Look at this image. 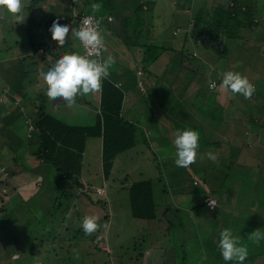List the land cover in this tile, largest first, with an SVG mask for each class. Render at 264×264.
I'll list each match as a JSON object with an SVG mask.
<instances>
[{
  "label": "rangeland",
  "instance_id": "1",
  "mask_svg": "<svg viewBox=\"0 0 264 264\" xmlns=\"http://www.w3.org/2000/svg\"><path fill=\"white\" fill-rule=\"evenodd\" d=\"M130 1L131 2H129V0H111L109 5H107L105 8H101V10L95 14L92 13L90 6L85 8L83 11V13H89L96 17H103L99 24V30L103 37L105 46L101 51L102 59L104 61L109 56L114 57L115 63L110 67L109 73L112 72V75H117V77H120L124 80H131L133 84L137 82V87L140 92H132V96L130 98H128L129 96L127 97L125 104L131 105L132 107H134L133 105H136L137 109L140 110L137 114H146L142 118L141 128L135 133L136 147L127 149L117 154L114 153L111 158V166L108 167L109 176L107 177V181L105 183L108 195L110 197L111 206L105 203V207L108 209L110 208L111 210L113 209V213L108 211L110 218L105 223V228L102 227V224H100L98 227H102L103 229L102 236L105 235V237H107V240L103 245V249L105 252H109L110 254L108 256L104 253L96 252L94 255L95 257H91L92 259L86 258L85 256L83 259V255L90 252V249L85 248L81 250V256H78L76 244H85L89 243V241L91 242L92 234L86 235L84 233L83 235H79L74 238V235L76 234L75 231L66 228L68 226L75 228L77 224L82 225V221L84 219L83 216L82 218H76V211L81 213L82 209L87 210L86 216L97 217V222L99 223V220H103V209H100L99 213H95V211L100 206H102V204L96 205L95 210H93L92 203L88 205L83 203L86 202L84 198L79 197L80 200H73L76 198V196L72 194V192L77 194H79V192L71 191V195L69 196L68 200H62V208L57 210L58 205L56 206L55 204L56 207H54V216L48 217L47 213L38 211L39 206H42L48 210V199L46 198L44 203L43 201L41 202V200L47 195L37 197V192L43 190V188H39L41 183H43L44 188L49 187V184L54 188L56 187L53 191L55 195H57L61 189H57L56 186V179L58 178V175L54 173V171L48 165H36L35 159L30 156L29 153L32 147H30L31 144L29 143L31 140L30 135L27 133L28 123L21 113V117L17 119L16 124L18 126L17 128H19V133H21V137L23 139L26 137V140L23 142L25 144H23L21 148L20 157L25 159L31 166V172L28 181L25 182L27 184L25 185L27 188L24 190L15 187V185L12 183L5 185L4 183L6 181H10V179L8 178L9 172L6 171V169L4 170V167L7 166L10 158L5 152L3 161L1 160L2 158L0 156V197L3 199V201L0 200V264H43L44 262H52V257L58 261L62 260L63 264H76V262L80 261V259H83L82 264H92V261H94V264H224L225 262H221L220 258H216L215 252L218 250V248L213 245H208V238L214 237L220 239V237L214 236L213 234L208 237V234L212 231L211 222L206 220L201 221L199 218H203L201 215L199 216L197 212L192 214V211L194 210V204L191 205L192 203L190 201V196L193 197L192 194H188L186 192H183V194H176L174 192V189H176V184L172 178L170 182V177H172V175L168 173V170H170V166H168L169 159L166 158L164 160L158 161H150L146 159V157H149L150 155L153 158V152H159V150H157L158 146L163 148L162 145L164 143L162 144V142L158 139L159 137L156 135L158 129L154 130L156 125L158 128L162 125L164 130H166L164 131L163 136H165L168 140L173 141L175 139L174 134L178 130H187L188 125H181L179 123L178 126H176L175 123L171 122L172 116L176 114L177 117L178 111L187 107H191V104H195L197 112L202 115H208L207 111L211 109L210 107H212L215 101L214 98H207L214 93L213 90H210V85L213 82H209L208 85L211 92L204 96L205 85L203 86V83L196 81L195 77L192 78V71L191 73L187 71L188 77L186 79L184 77L181 78L179 75L174 74L176 71H174V68H172L177 66V69H179L181 72V65H177L174 62L167 64L166 62L160 61L158 65L161 71L158 72L157 77H168V81L171 84L167 82L169 85H166L165 90H162V82H159L158 84L146 82L147 90H144V84L140 81L139 77V75L141 76L142 73L136 74L134 65L130 64L129 61L132 59L131 61L139 66L141 61L147 58L146 49L141 46L138 47L139 45H142L144 41L148 42L146 41V38L149 34V32H146L148 27L142 25L146 24V15L149 16L152 12L157 15L164 14L173 19L174 27L179 25V28L182 29L185 27L186 23L192 19L193 15L184 11L183 7L181 6L182 0ZM143 2L150 6V10H147L146 15H144L141 12V9L138 7V5H141L140 3ZM29 3L30 0H22V13L25 17L29 16V11L27 9ZM61 6L62 10L66 12L64 3H60L57 0L56 4L53 5V7L58 8L56 11H58L59 7ZM39 9L40 7H36V11H34L37 13ZM3 15H5V18H10V15L6 11H4L3 14L2 10L0 9V19ZM107 15L113 16L114 21L112 23H107L106 20H103L104 18L106 19ZM37 17L39 16H35V18ZM26 22L28 23V20L22 22V25L20 26H24ZM5 23L9 25L11 22ZM36 23L37 19H31V24H34L33 27L36 25ZM1 24L2 20L0 21V25ZM41 27L45 28L44 25ZM186 27L191 30L189 22ZM123 31L126 32L128 39V43H126L125 47L122 45V42L124 41V38L122 37ZM241 31V36L236 38V40L233 39L227 44L221 42L216 45V49H218L220 53L224 50L225 54L212 60V69H210L208 63H206L207 67H204L201 72L202 74L206 75V80L211 77H214L218 80L222 79V76L219 75L220 71L222 70L239 72L246 76L249 81L251 79L254 80V78L256 79V77L262 75L264 76L263 33H258L259 31L255 30ZM7 32L8 31L4 33L8 38H11L12 35L15 36L16 34L14 30L8 33ZM181 34L182 33H180L178 36ZM189 35V38L191 41H193L195 38H192L191 34ZM17 37L19 40L23 36L17 34ZM36 39L37 42L40 43L39 38L36 37ZM10 40L12 44H18L16 48L17 51H14V53L25 52L20 47L19 41L12 40V38ZM159 41H161V37L156 40V43L158 44ZM52 42L54 43L53 40ZM245 42L254 44L245 46ZM74 45H76V50L74 53L78 54L80 52V47L82 50V45L79 41H75ZM200 45H204V43H200ZM56 46L57 49L60 50L58 44H56ZM64 46L67 47L66 44ZM24 49H27V47L25 46ZM128 49H130V53L131 51H134V55L130 54ZM199 52L201 55L205 56L204 52H206V50L200 47ZM61 56L63 55H52L53 58L49 57L48 64H50L52 67ZM211 57L212 56H210L209 59H211ZM40 59L42 60L41 57L38 58L37 56L26 59V61H28L27 65H24L23 61H21L22 59H17L14 61V64L21 65L23 68L29 69L31 64L35 62H39L38 66H40ZM161 66L166 68L164 72L162 71L163 69H161ZM194 66L195 64L192 65V67ZM193 71L196 72L195 69ZM260 79L262 80L263 78ZM177 81L178 84L176 85L175 82ZM255 87H257V85H255ZM194 89L198 91L196 94ZM218 89L221 90L219 97L221 102L224 103L225 99L227 98L226 91L220 88ZM1 91L2 90L0 87V94L2 93ZM46 91V89L42 90V92L45 94ZM96 96L98 99L99 93L90 94V98L86 97L85 95H78V101H76L71 107L68 106L66 101L61 103L60 100L58 101V105H60V109L68 114H71L73 117L84 116L86 114V116L90 117V120L88 117L81 119L83 122H85V124H88L89 121L91 124L94 122V118L98 114V106H96L95 103V101H97ZM261 96H263L261 99L262 103L264 104V95ZM239 98L241 100L239 99L236 107H233L231 105L232 103L228 102V112L237 111V108L238 111L245 108V98L241 95ZM252 99L254 100V95L252 96ZM255 99H257V96ZM235 101H237V99H235ZM124 102L125 100L123 101V112ZM22 103L24 104L23 101ZM88 105H90V108ZM16 107L19 109L17 105L15 108ZM9 108L12 109L13 105H11ZM162 108H164V110H162ZM134 109L136 110L135 107ZM53 111L56 112V109H53ZM68 120V122L71 124H83L80 121H76L79 119L68 118ZM197 120L199 121L202 119L198 118ZM229 121H231L230 118ZM4 122L5 120L3 119L1 120L0 124L3 125ZM170 122L171 124L169 125ZM188 129L192 130L195 129V127H189ZM239 141L240 139L237 140V143ZM223 146L226 148L227 144ZM261 147L262 146H260L259 141L254 140L247 146H243L242 155L240 156L239 160H237L238 163L243 166L250 165L254 173V177L260 173L261 169H264V149L261 150ZM214 154L218 156L217 152ZM21 158H19V160H21ZM102 158V139L95 137L88 138V140H86L85 150L83 153L81 177L85 178V180H90V184L84 182V186L80 192L82 190H86L90 197L91 177L96 182H99L103 178L104 170ZM185 169L186 168H184V170ZM159 176L161 177L162 182L158 181ZM196 176L199 180L203 181L205 174L200 172ZM138 179H151L154 183L158 181L157 184H159L160 187L162 184L164 185V189L168 192L164 195H155V200L157 201L158 205L156 208L160 214L167 208L169 210L167 213L168 217L175 216L178 218L183 216L184 227H181L179 222L169 223L168 220H143L132 216L131 202H129V195L126 186L130 182ZM103 184L104 183L101 185ZM190 184L191 183L189 181L187 186L191 191L193 186ZM61 185L64 189H67V191L77 189V187L74 184H70V182H63ZM226 185L228 186V183L224 185L225 189L227 188ZM202 187L204 192L209 190L207 188L209 185ZM194 189L197 190L196 188ZM210 191L217 192L215 187L210 189ZM262 193L263 191L261 193H257V195H254V193L252 195L246 193V196L242 198L241 195L243 194L237 193L236 195H233V192H229L228 195L232 200V209L225 210L224 208H227L228 206H223V208H220L218 214L216 215L218 220L213 221V223H216L218 226L222 224L224 228H230L233 232V235L239 237L241 245H247V258L253 256V264H263L264 262L261 259L259 253H257L256 249L257 247L260 250V247L263 246V249L261 250L262 252L264 251V239L260 240L259 244H257L248 238V236L257 229H261V231H263L262 233H264V206L256 205L258 211L257 213L247 212L252 210V206L247 209L244 208L246 206L248 207V205H252V203H249V199L254 196H260ZM195 195H197L200 199L199 191H195ZM106 197L104 196V201ZM259 198L260 197H258V199ZM74 202L77 205L74 212L73 210L63 212L65 211L66 205L71 203L73 204ZM169 202L172 203V205L169 206L167 204ZM233 202H236V204ZM244 202L246 203L244 204ZM201 205V207L198 206L197 208L210 214L209 212L205 211V207H203L204 205ZM42 214H45L44 217ZM256 214L258 216H256ZM192 216L194 218H192ZM44 218H48L50 221L53 220V223L51 224L49 222V224H45L43 226L40 225V222H44ZM69 223L71 225H69ZM208 225H210V230ZM137 238H141L143 241H140V244H137L135 248V241L138 243ZM115 245H117V247H115ZM113 246L114 250L110 251V248ZM170 247H172V249ZM207 247L209 251L207 250ZM165 251H167V254H163ZM66 253L70 254L67 255ZM56 255H58V259L56 258ZM206 257H208V260H206Z\"/></svg>",
  "mask_w": 264,
  "mask_h": 264
},
{
  "label": "trees",
  "instance_id": "2",
  "mask_svg": "<svg viewBox=\"0 0 264 264\" xmlns=\"http://www.w3.org/2000/svg\"><path fill=\"white\" fill-rule=\"evenodd\" d=\"M44 1L49 0H30V3L27 7L29 16L25 17L24 14L21 13V15L24 17L23 21L16 20L14 18L11 19V22L14 23L15 31L18 34L22 36L24 34L27 36H32L33 30L37 28L39 29V26H42L41 24H44V30H46L47 26H49L50 20L48 21L43 18V20L41 22L38 21V23H36L34 27V24H31V19H37L35 18V16L37 15L41 16L42 11L39 9L36 13L35 8L37 6L40 7L42 2ZM110 2L111 0H81V3L84 4V8H88V6H90L92 3H100L102 5V8H105L110 4ZM138 7L141 9V12L144 15L147 14L148 9H143V4L138 5ZM4 11L5 10L2 9L3 14ZM200 13L201 14H199V16L192 17V19L190 20L191 37L195 38L194 40H196L197 37L206 38L214 43L215 47L221 42L227 44L233 39L236 40V38H239L241 36V30H253L258 28L255 27L257 22L253 17V11H251L248 7L236 4L235 0L220 2V4L215 8H202ZM151 15L146 16L150 17L149 19L156 23L157 28L163 25V22L165 21L164 15H157L153 12L151 13ZM26 20H28V23L26 22L24 26H20L22 25V22ZM59 22L61 21L59 20ZM68 22L69 19L64 21L65 24H67ZM0 26V56L3 60V58L5 57L4 55L7 54V51L17 47L18 44H12L7 35L4 33V26ZM148 30L149 29L147 28L146 32H148ZM180 32H182V30ZM186 35L187 32L185 33V35L183 34V36L180 37L179 43H177L178 41L174 43L169 42V40L167 39H163L157 44L156 39H154L152 43H147L144 41L142 45H139L146 49L147 54V58L141 61V75L148 80H151L152 84H158L159 82H162L163 84L161 88L162 90H165L166 85L169 83L168 77H157L158 72L161 71L158 65L160 61L166 62L167 64L171 61L176 63L179 62L183 67V74H186V76L187 71H189L190 73L191 71L194 72L192 70V65L196 64L198 59L196 56L189 57L188 52L186 53L182 48V41L187 39ZM159 38L160 35L157 34V39ZM49 40L37 44V39L35 38L27 41V43L25 42V46L27 47V49H25V52H27L28 57L37 56V50L39 47H42L43 50L52 48V42ZM16 41L20 42V40ZM224 52L225 51L223 50L221 53H219V55L222 56L223 54H225ZM176 54H178V57L175 56ZM171 56H173L174 59H171ZM19 59H22L21 61H23V63L26 62V58ZM136 67L137 65L134 64V68ZM204 67H207V65H204ZM8 68L9 67H6V65L0 60V87L2 90V93L0 94V123L1 120H5L3 125L0 124V156L2 158L1 160L3 161L5 152L6 155H9L10 158L7 166L4 167V170L6 169V171L9 172L7 173L10 181H6L4 184L8 185V183H12L15 185V187H18L21 190L27 188V186H25L27 185L25 182L28 181V178L30 176L31 166L25 159L20 157V151L23 144H25L23 142L26 140V137L25 139L21 137V133H19V128H17L18 126L16 124L17 119L21 117L22 113L25 117V120L27 118H30V123L33 127V129L30 131L31 140L29 143L31 144L30 147H32L29 153L30 156L35 159L36 165H48L54 171V173L58 175V178L56 179V186L57 189H61V191L57 195H55L53 191L56 187L54 188L49 184V187L44 188L43 183L40 184L39 188H43V190L37 192V197L47 195L42 200L40 199L41 202L43 201V203L46 198L48 199V210L43 208L42 206H39L42 212L47 213L48 217L54 216V207L58 205L57 210L62 208V200H68L69 196L71 195V191L79 192V194L72 192V194L76 196V198H74L73 200H80V198H84L86 202L83 203L85 205L92 203V209L95 210V204L91 201V197L89 196L87 191L82 190L80 192V190L84 186L81 177V169L86 140L88 138L94 137L102 139V165L104 170L103 175L105 178H107L109 176L108 167L111 166L112 155L114 153L117 154L127 149L136 147L135 133L138 129L141 128L142 118L146 114H139L135 118H133V116H127L122 111V102L124 96L122 89H120V87L117 86L111 78L107 77L102 80V90L100 94L98 114L94 118V123L92 125H83L81 123L71 124L68 121L66 122L65 120H62L53 113L49 112V104L51 100L45 93H38V95H33L31 96V98H29L28 95H25L23 91V87L25 84L23 85L22 80H24V78L27 76V72H24L20 68L16 67L12 69ZM161 69H163V72L166 70L164 66ZM210 69H212L211 66ZM7 70L12 71L13 73L11 79L7 77ZM224 72L227 71L222 70L220 71L219 75L223 77ZM142 76L139 75L140 81L144 84L145 81L143 80ZM180 76L182 75L180 74ZM260 78L263 79L261 80ZM221 82L222 79H217V82L215 81L216 87H212L210 89L213 90L215 95H210L208 96V98L215 99L216 96L218 97V99L220 98L219 93L221 92V90H219L218 88ZM250 82L254 86L257 85V87H255V93L253 94L254 100L252 99V97L247 100L245 99L246 106L244 109L238 111L237 108V111H230L233 114L228 112V102H231V105L233 107H236V104H238L239 102L240 95L232 94L231 92L226 91L227 98L225 99L224 103L221 102V105L218 102L216 104H213L212 107H210L211 109L207 111L208 115H204V120H197V122L190 127H195V129L192 130H196L200 134L198 151L201 159L204 162H210V164L205 166L206 171L204 174L206 178L205 176L203 177V181L209 185V189L215 187L217 192L232 191L233 195L240 193L243 194L241 195L242 198L246 196V193H249L251 195L254 193V195H257V193H261L263 191L260 196H254L251 199L248 198L249 203H252V205H248V207L246 206L244 208L247 209L252 206V210L247 212L257 213L258 211L256 205L264 206V169H261L260 173L256 177H254V173L250 165L243 166L237 161L242 155L243 146H247L254 140L259 141L260 146H262L261 150L264 149V104L262 103L261 99L263 97L261 95H264V76L262 75L256 77V79L254 78V80L251 79ZM194 92L196 94L198 91L194 89ZM256 96L257 99H255ZM235 99H237V101H235ZM22 101L24 102V104L22 103ZM11 105H13L12 109L9 108ZM16 105L19 107V109L17 107V109L15 108ZM24 106H26L27 109L33 111L30 113L31 116L25 115ZM193 108L196 109L195 104H192V109ZM179 114L184 120L190 119L192 121L193 119H195L194 114H192L191 111H189L187 108L180 110ZM229 118L231 119V121H229ZM239 139L240 141L237 143V140ZM170 142L171 144L169 147L173 149L170 151H173L175 153L174 140H170ZM225 144H227L228 147L226 146L225 148L223 146ZM166 151H168V148ZM210 151L213 154L216 152L218 153L217 160L215 162L208 159V153ZM153 154V161L164 160L166 158L169 159L168 166H170L169 169L171 171L168 170V173L172 175V177H170V182L172 178L174 183L176 184V192H203L202 199L207 192H215L209 190L207 192H204V189L201 186H196L195 184H193V176L188 173L187 168L184 170V168L176 166V157H174V155H172V157H168L167 155L160 156L158 152H153ZM19 158H21V160H19ZM197 164H200L198 158L196 159V162L194 164L189 166V168H191L192 171L196 173L199 172ZM172 171L173 174H171ZM219 171L221 174H219ZM181 172L184 173V175L182 174L180 177ZM207 175L210 177L209 179H207ZM158 178V181L162 182L161 177L159 176ZM158 181L154 183L151 179H138L127 184L126 189L129 195V202H131L132 216L143 220H168L169 223L179 222L181 224V227H184L183 216H180L178 218H176L175 216L168 217L167 213L169 210L167 208L161 214H159V211L156 208L158 205L157 201L155 200V195H164L168 191L164 189L165 187L162 183L160 187V185L157 184ZM189 181L191 183L190 185L193 186V189L191 191L187 186V183ZM63 182H70V184H74L77 189L67 191V189H64L61 185V183ZM227 183L228 186L226 185L227 189H225L223 185ZM194 188H196L197 190H195ZM211 195L213 196V194ZM258 197L260 198L258 199ZM227 198L228 201H225L222 205H219V203L217 202L214 209H209L204 202H201V204L204 205L203 207H205V211L209 212L210 214L203 212L201 211V209L197 208L198 206L201 207L202 205H196V207H194V210L196 208L198 209V211H196L197 214L199 216L201 215L203 218H199L200 220H206L208 222H211L212 224V231L208 234V237L212 234L214 236L220 237L219 233L223 229H225L222 224L218 226L216 225V223H213V221L218 220L216 218V215L218 214L220 208H223V206H228L227 208H224L225 210L232 209V200L229 195L227 196ZM0 200L3 201L2 197H0ZM233 203L236 204V202ZM245 203L246 202H244V204ZM71 204L66 205L65 211L63 212H66L68 210H73L74 212L77 205L75 204V202L72 205ZM167 204L169 206L172 205V203L170 202ZM104 207L105 204L100 206L95 211V213H99L100 209H103V220H99V223L97 222L98 226L102 224L103 228H105V223L110 218L108 209ZM39 208L38 211L40 212ZM86 214L87 210L85 209H82L81 213L76 211V218H82V216L84 218ZM42 215L44 217L45 214ZM256 216L258 215L256 214ZM192 218L194 217L192 216ZM49 222L52 224L53 220L50 221L48 218H44V222H40V225L43 226L45 224H49ZM56 224L58 225L57 222ZM210 225H208L209 230ZM102 227H98L97 231L92 233L91 242L89 241V243L85 244H76V251L78 256H81L80 251L85 248L90 249V252L83 255V259L84 256L86 258H93L96 252L104 253L105 255L109 256L110 253L105 252V250L103 249V245L105 244L107 237H105V235L102 236ZM66 228L75 231L76 234L74 235V238L85 233L81 224H77L75 228H73L72 226H68ZM137 239L138 243L135 241V248L137 244H140V241H143V239L141 240V238ZM217 243H219L218 238H208V245H213L218 248V250L215 252L216 258H220V261L223 262L224 260ZM115 247H117V245H115ZM170 248L172 249V247ZM110 249V251H113L114 246ZM256 249L257 253H259L261 259L264 261V251L262 252L261 250L263 249V246L260 247V250L257 247ZM207 250L209 251L208 247ZM165 253L167 254V251H165L163 254ZM66 254L69 255L70 253ZM252 257H248L244 261V264H253L254 259ZM56 258L58 259V255H56ZM52 259V262H44L43 264H63L62 260H59V262L58 260H55L54 257H52ZM83 259H80V261L76 262V264H82ZM206 260H208V257H206ZM92 264H94V261H92ZM224 264H237V262L225 261Z\"/></svg>",
  "mask_w": 264,
  "mask_h": 264
},
{
  "label": "crops",
  "instance_id": "3",
  "mask_svg": "<svg viewBox=\"0 0 264 264\" xmlns=\"http://www.w3.org/2000/svg\"><path fill=\"white\" fill-rule=\"evenodd\" d=\"M56 1L57 0H52V1L49 0V1L42 2V4L40 5V10L42 12H41V16L37 17V19L38 18L40 19V20L39 19L37 20V23H38V21L41 22L43 20V18H44V19H46L48 21L50 20L49 26H47L46 30H44L45 28H42L41 26H39L40 27L39 29L37 28V29L33 30V33H32L33 35L32 36H27V35L24 34L23 37L21 39H19L20 40V47L22 48V50L26 51L24 49L25 42L27 43V41L35 39L36 37L39 38L40 43H42L43 41H48L49 39H50L49 41L52 42L51 34L49 32V29H50L51 25L53 24L54 21H57V20L59 21L61 19L60 17H67L69 12H70V9H69V6H68V0H58L60 3H64L65 4L66 12L62 10V6L59 7L58 11H56L58 8L57 7H53V5L56 4ZM126 1H128V0H126ZM176 1H178V0H176ZM224 1H228V0H182L181 6L183 7V9H184V11L186 13L191 14V15H193V17H195V16H199V14H201L200 11L202 10V8H206V7L207 8H210V7L215 8L217 5L220 4V2H224ZM129 2H131V1L129 0ZM235 2H236V4H240V5H243L244 7H248L251 11H253V17H254V19L257 22L255 27H258L257 29H253V30L259 31L258 33H263L262 35L264 36V0H235ZM140 4H146V3L143 2V3H140ZM83 5H84L83 3H80L79 6H78L80 12H83L84 9H85L83 7ZM149 7L150 6H148L146 4V9L150 10ZM108 17H112L113 18V16L107 15L106 19L104 18L103 20H106L107 23H112L114 21V18L111 19V20H108ZM12 18H13L12 16H10V18H8V17L5 18V15L2 16V18H1L2 24L1 25L4 26V32H6V31L11 32L13 30L15 31L14 23L11 22ZM164 20L165 21L163 22V25L160 26L159 28H157L156 23H154L152 20H150L149 17L146 18V24L145 25L149 29L148 30L149 34H148V37L146 38V41H148L147 43H152L154 39L157 40V34L160 35L161 40L167 39V40H169V42L176 43L178 41L177 43H179L180 37H182L183 34L185 35V33L187 32V35H186L187 39L182 41V46H183L182 48L185 50L186 53L188 52L189 57L190 56L191 57H194V56L197 57L198 61H197V63L194 66L195 68L193 67V70L195 69L196 72H193L192 78L195 77L196 81H200L201 83H203V86L205 85V87H204V89H205L204 96H206L207 94H209V92H211V91L208 90L209 89V87H208L209 82H211V81H214V82L216 81L217 82V79L214 78V77H211V78H208L207 79L208 81H207L205 79L206 75L202 74L201 72H202V69L204 68V65H206V63H208L209 67L210 66L212 67V60L214 58L220 56L219 55L220 51L216 49L214 43H212L211 41H209L206 38L197 37L196 40L191 41V39L189 38L190 37L189 34L191 32L186 27L188 22H189V26H191L190 21H188L186 23L185 27H183V29H182V28H179V25H176V27L173 26V19L171 17L164 15ZM5 22H11L13 25L11 23L9 25H7ZM59 23L62 24V25H72L73 27H76V25L74 23H72V22H68L67 24H65L63 21H61ZM41 25H44V24H41ZM181 30H182V32H180ZM245 30H250V29H245ZM253 30H250V31H253ZM180 33H182V34L180 36H178ZM17 34L18 33L16 32L15 36L14 35L11 36L12 40H14V39L18 40L17 39ZM122 37L124 38V41L122 42V45L125 47L126 43H128L126 32L123 31ZM11 38H9V40ZM262 39H263V43H264V38H262ZM75 41H79V40H75L74 37L71 38V32H70L69 36L66 38V42H65L67 47H65V46L59 47L60 50H58L57 46H56L57 42H55V41H54L55 44L52 42V46L53 47L49 48L48 50H43L42 47H39L38 50H37V57L38 58H40V57L42 58V60L40 59L41 60L40 61L41 65L38 66L39 62H35V63L31 64L29 69H25V68H23V66L21 67L20 65L14 64V61L19 59V58L30 59L32 57V56L28 57L27 52L14 53V51H17L16 50L17 47L7 51V54L4 55L5 57L3 58V60L1 59L2 57H0V60L6 65V67H9L8 69H12V68H15V67L16 68H20L21 67L20 69L22 71L27 72V76L24 78V80H22L23 81V85L25 84L24 87H23L24 88L23 91H24L25 95H28V97L31 98V96L38 95V93L39 94L40 93L44 94L42 92V90H45V89L47 90V85L43 82L42 78H40L39 74H40V72H47L51 68L50 64H48L49 57H52V55L54 56L55 54L64 55V54L74 53V51L76 50L75 49L76 45H74ZM200 43H204V45H200ZM37 44H38V42H37ZM252 44H254V43L245 42V46L252 45ZM138 47H140V46H138ZM200 47L204 48L206 50V52H204L205 56L200 54V52H199ZM40 50H41V52H40ZM128 52L130 53V49H128ZM133 52L131 51L130 54L134 55ZM81 53H82V50H81V47H80V52L78 54L81 55ZM175 56L178 57V54H176ZM210 56H212L211 59H209ZM26 59H25V61H26ZM171 59H174L173 56H171ZM128 60H129V58H128ZM131 60H129L130 64L134 65L135 63L132 62ZM27 62L28 61L24 62V65H27ZM174 63H176V62H174ZM176 64L177 65H181L179 62L176 63ZM172 68H174L173 70L176 71V72H174L175 75H179L180 76V74H181L182 76H180V77L181 78L184 77L185 79L188 77V76H186V74H183L182 65H181V72L179 71V69H177L178 68L177 66H174ZM175 68H176V70H175ZM138 69H140V71L142 73L141 64L135 68L136 74H137ZM123 73L125 74L124 71H123ZM12 75H13L12 71L7 70V77L11 79ZM109 78H111L112 81L117 86H119L120 89H122V91L124 93V96H123V101L125 100V102H124V113L127 116H133V118L137 117L139 115L137 113H138V111H140V110L137 109V106L133 105L136 108V110H135L134 107H132L131 105H126L125 104L127 97L129 96L128 98H130L132 96V92H134V91H137L138 93L140 92L138 87H137V82L135 83L136 84L135 85V84L132 83L131 80L130 81L124 80V79H122L120 77H117V75H114V74L112 75V72H110ZM143 80L145 81V83H144V87L145 88H146V82L152 84V81L148 80L145 77H143ZM168 80H169V78H168ZM169 84H171V83L169 82ZM169 84H167V85H169ZM175 84L177 85L178 81L175 82ZM145 88H144V90H147V88L146 89ZM206 91H208V92H206ZM98 93H99V97L97 99V96H96V100L97 101H95V103H96V106L99 107L101 91L98 92ZM212 95H215V94L213 93ZM85 96L90 98V94L85 95ZM59 100L61 101V103H63V101H64L62 98H57L55 101H52V100L50 101V104H49L50 110H49V112L53 113L54 115H56L60 119L65 120L66 122L69 121L68 118H72V119H79V120H76V121L82 122L83 125H92L94 123V122H92L90 124V121H89L88 124H85V122H83V120L81 118L88 117V116H86V114L84 116L73 117V116H71V114L66 113L65 111L60 109V105H58V101ZM76 101H78V96L75 98V102ZM171 101H172V99H171ZM217 102L221 105V99L220 98L218 99V97L216 96L215 97V101H214L213 104H216ZM88 107L90 108V105H88ZM164 108H162V110H164ZM169 108H171V107H169ZM53 109H56V112L53 111ZM187 109L189 111H191L192 114H194L195 119H193L192 121L190 119L184 120L182 118V116L179 114V111H178L177 117H176V114H174L172 116V118H171V122L175 123L176 126H178L179 123L181 125L188 124L187 125V129H188L190 126H192L193 124H195L197 122L198 118H201V119L203 118L202 120H204L205 116L200 114L199 112H197L195 108L192 109V104H191V107H187ZM162 110H159V111H162ZM24 112H25L26 116H28V115L31 116L30 113L33 112V111L27 109V107L24 106ZM79 115H81V114H79ZM88 119L90 120V117H88ZM190 121L192 122V124H191ZM171 122L169 123V125L171 124ZM154 124L156 125L155 122H154ZM169 125H167V126H169ZM156 129H158V131L156 132V135L159 137L158 139L162 142V144L164 143L162 145L163 148L158 146L157 150H159V152L157 150L156 151L159 153L160 156H166L167 155L168 157L169 156L172 157V155H174V157H175V153L173 151H170V150H173L172 148L169 147L170 144H171L170 140H168L165 136H163L164 135V131H166V130H164L162 125L159 126V128L156 125L154 130H156ZM162 139H164V140H162ZM167 148H168V151H166ZM146 159L150 160V161H153L152 160L153 158H152L151 155L149 157H146ZM199 161H200V164L199 165L197 164L198 165V170H199V172L205 173L206 169H205L204 164H206L207 161L204 162L201 158H200ZM170 164H172V163H170ZM188 172H189V169H188ZM191 172L193 174V178H196L197 177L196 175L199 174V172L198 173L193 172L192 169H191ZM171 174H173V171L171 172ZM182 174L184 175V173L181 172L180 173V177H181ZM82 180H83V183L87 182V183L90 184V180H87V179L85 180V178H83V177H82ZM106 181H107V178H105L104 175H103V178L99 181L100 183L96 182L91 177V186L102 187V188L104 187V191H105L104 196L105 197L108 196L105 199V203H107L109 206H111L110 205L111 204L110 197H109L107 189H106V183H105ZM102 183H104V184L101 185ZM92 184H94V185H92ZM223 187H224V185H223ZM176 191H177V188L174 189V192L176 194H183V192H176ZM229 192H232V191L215 192V193L211 192V194H213L214 198L217 200L219 205H222L225 201H228L227 200L228 199L227 196H228ZM186 193L192 194L193 197L190 196V201L192 203L191 205L194 204V207H196V205H201L200 204L201 202L203 203V199L201 197L202 193H199L201 200L198 198L197 195H195V192H186ZM37 196H38V194H37ZM188 200H189V198H188ZM177 208H178V206H177ZM40 211H42V210L40 209ZM108 211H110V213H113V209L111 210L109 208ZM196 211H198L197 208L192 211V214L194 212H196ZM69 225H71V224L69 223Z\"/></svg>",
  "mask_w": 264,
  "mask_h": 264
},
{
  "label": "clouds",
  "instance_id": "4",
  "mask_svg": "<svg viewBox=\"0 0 264 264\" xmlns=\"http://www.w3.org/2000/svg\"><path fill=\"white\" fill-rule=\"evenodd\" d=\"M80 3L81 1L78 5H76L78 13L88 14L89 16L83 17L80 21L79 27L62 25L57 20L51 25L49 32L51 34V39L57 42L59 47H63L65 45L66 38L71 32V38L74 37L79 40L81 44L90 50L89 53L87 55H80L77 53L64 54L47 72H40L39 74L40 78H42L43 82L47 85V97L52 101H55L57 98H62L67 102L69 107L75 104V98L78 95L83 96L100 92L102 90V80L109 76V69L115 63V59L112 56L107 57L104 61L102 60L101 51L105 46L103 37L99 30V24L103 17H99L101 18L99 21L95 20L96 16L92 14L80 12L78 8ZM68 6L70 9L68 16L60 17V20L64 22L69 19V22L73 23L70 18L71 8L69 0ZM22 8V0H0V9H4L16 20H24V17L21 15ZM90 8L92 13L95 14L101 10L102 5L100 3H92ZM143 9H146V4H143ZM111 19L113 18L108 17V20ZM93 53H95L96 57H100L101 54L102 62L98 58H89ZM211 87H216V85L212 84ZM219 88L229 91L232 94L242 95L245 99H250L255 93V86L249 81V79L241 73L233 71L223 73L222 82L220 83ZM174 135L176 157L175 164L177 167L189 169L188 173L193 176L189 166L194 164L197 158L199 160L201 158L199 151L197 150L199 147L200 134L196 130L187 129L183 131L178 130ZM208 159L215 162L217 160V156L212 152H209ZM209 163V161L206 162L204 166ZM219 174H221L220 171ZM209 178L210 177L207 175V179ZM192 182L193 184L201 187L208 185L204 181L199 180L197 177L193 178ZM207 188L209 189V187ZM97 189H101V192L98 193ZM90 191L91 201L95 204V206L98 204H105V201L103 200L105 193L104 187L91 186ZM208 194L211 195V193L207 192L206 195ZM205 196L203 197L205 198ZM204 200L203 202L205 203ZM209 206H214V202L210 201ZM82 227L86 235L96 232L98 229L97 217L85 216L82 221ZM219 236L220 239L218 247L223 260L226 262L236 261L237 264H244V261L248 256L247 245H241L239 237L234 236L230 228L223 229L219 233ZM248 238L259 244L260 240L264 239V233H262L261 229H257L253 231Z\"/></svg>",
  "mask_w": 264,
  "mask_h": 264
},
{
  "label": "built area",
  "instance_id": "5",
  "mask_svg": "<svg viewBox=\"0 0 264 264\" xmlns=\"http://www.w3.org/2000/svg\"><path fill=\"white\" fill-rule=\"evenodd\" d=\"M80 1L81 0H69L70 8H71L70 18L72 19L73 23H75L76 27H79L80 21L83 19V17L89 16L88 14L78 13V11L76 10V5H78V3ZM74 11H75V14H74ZM100 19L101 18H99V17H95V20H99L100 21ZM81 45H82V49H83L81 55H87L90 50L88 48H86L83 44H81ZM89 58H98V59L101 60V54H100V57H96L95 53H93ZM101 62H102V60H101ZM137 73L141 74L140 69H138ZM212 84H215V82H213ZM211 85H210V87H211ZM27 123L29 124V126H28V135H30V131L33 129L32 125L30 123V119H27ZM97 192L100 193L101 189H97ZM204 199H205L204 201H205V203H206V205L208 206L209 209H214L215 208L216 200L211 195H209V194L206 195ZM210 201L214 202V206H212V207L209 206Z\"/></svg>",
  "mask_w": 264,
  "mask_h": 264
}]
</instances>
